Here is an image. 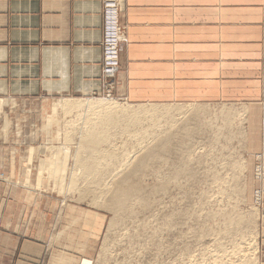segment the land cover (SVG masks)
<instances>
[{
  "label": "crops",
  "instance_id": "0c3cea01",
  "mask_svg": "<svg viewBox=\"0 0 264 264\" xmlns=\"http://www.w3.org/2000/svg\"><path fill=\"white\" fill-rule=\"evenodd\" d=\"M118 2L124 41L110 94L162 112L161 123L146 126H161L175 145L196 147L223 129L243 133L244 173L250 192L260 195L251 203L257 264H264V0ZM102 8V0H0V98L104 95ZM6 154L0 147V180L21 177L11 173ZM3 184L0 264H79L90 257L83 222L56 218L41 239V224L31 219L36 205L19 201L37 194ZM26 205L29 219L14 215Z\"/></svg>",
  "mask_w": 264,
  "mask_h": 264
},
{
  "label": "rangeland",
  "instance_id": "374dc122",
  "mask_svg": "<svg viewBox=\"0 0 264 264\" xmlns=\"http://www.w3.org/2000/svg\"><path fill=\"white\" fill-rule=\"evenodd\" d=\"M106 90L102 96L0 98V147L11 157V173L22 175L0 184L37 194H23L19 201L36 205L31 219L41 224V239L56 218L66 216L63 222H83L92 242L90 257L79 264H257L251 202L260 195L250 192L244 173L243 133L223 129L210 140L193 138L199 146L175 145L166 138L173 134H163L161 126H146L163 118L145 107L127 132L109 127L100 146L114 156L99 159L97 173L87 174L88 167L78 169L87 163L79 164L75 155L82 158L79 140L98 127V117L68 112L62 103L67 98L122 99ZM41 167L38 186L34 179ZM261 168L255 166L257 176ZM30 210L26 205L14 215L29 219Z\"/></svg>",
  "mask_w": 264,
  "mask_h": 264
},
{
  "label": "bare ground",
  "instance_id": "6f19581e",
  "mask_svg": "<svg viewBox=\"0 0 264 264\" xmlns=\"http://www.w3.org/2000/svg\"><path fill=\"white\" fill-rule=\"evenodd\" d=\"M62 105L63 109L67 110L68 112L81 110V112L84 111V113L91 112L93 115H97L98 117V127L94 130H90L89 133H87L84 137H81L79 140L82 145L78 153L82 155V158H78L77 153L75 155V158L79 159V164L87 163L86 167L78 168L81 170H85V168L88 167L85 170L87 174L97 173L98 165L100 163L99 159L104 157L112 158L114 156L113 154H109L108 152L104 151L100 146V144L105 141V138H107L105 137V134L108 132L109 127L119 126V129L122 132H127L128 126L131 125V123L135 124L136 122H138V114L140 112H144L145 110V107H138L137 109L127 107L124 99L109 100L97 98L94 99L93 97L92 99L87 98L86 100H75L67 98L63 100ZM120 111L123 116H120L118 114ZM121 117L126 118L129 123H125ZM122 122L125 123L124 126L126 125L123 128H121ZM43 171L44 169H42V167L41 169L39 168V172H37V175L34 179L36 185L39 184L38 182L41 180V177L44 174Z\"/></svg>",
  "mask_w": 264,
  "mask_h": 264
},
{
  "label": "built area",
  "instance_id": "2783aa9c",
  "mask_svg": "<svg viewBox=\"0 0 264 264\" xmlns=\"http://www.w3.org/2000/svg\"><path fill=\"white\" fill-rule=\"evenodd\" d=\"M102 3L101 75L103 87L109 95L116 84L113 79L120 67L119 48L124 41V26L120 24L118 0H102Z\"/></svg>",
  "mask_w": 264,
  "mask_h": 264
}]
</instances>
